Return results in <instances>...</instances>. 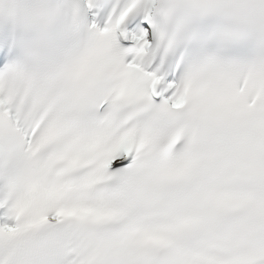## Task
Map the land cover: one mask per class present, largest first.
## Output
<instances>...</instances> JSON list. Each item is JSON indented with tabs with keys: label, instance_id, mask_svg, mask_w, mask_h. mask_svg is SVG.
I'll use <instances>...</instances> for the list:
<instances>
[{
	"label": "snow or ice",
	"instance_id": "6c2138e0",
	"mask_svg": "<svg viewBox=\"0 0 264 264\" xmlns=\"http://www.w3.org/2000/svg\"><path fill=\"white\" fill-rule=\"evenodd\" d=\"M0 264H264V0H0Z\"/></svg>",
	"mask_w": 264,
	"mask_h": 264
}]
</instances>
